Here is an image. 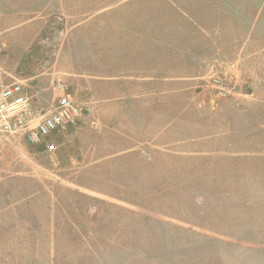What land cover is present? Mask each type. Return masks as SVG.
I'll return each instance as SVG.
<instances>
[{
  "label": "rangeland",
  "instance_id": "1",
  "mask_svg": "<svg viewBox=\"0 0 264 264\" xmlns=\"http://www.w3.org/2000/svg\"><path fill=\"white\" fill-rule=\"evenodd\" d=\"M13 83L0 264H264V0H0Z\"/></svg>",
  "mask_w": 264,
  "mask_h": 264
},
{
  "label": "built area",
  "instance_id": "2",
  "mask_svg": "<svg viewBox=\"0 0 264 264\" xmlns=\"http://www.w3.org/2000/svg\"><path fill=\"white\" fill-rule=\"evenodd\" d=\"M72 113L77 110L67 98L59 97L54 111L43 115L19 84L0 88V138L17 134L29 144L44 143ZM46 150L51 152L54 145L47 144Z\"/></svg>",
  "mask_w": 264,
  "mask_h": 264
}]
</instances>
